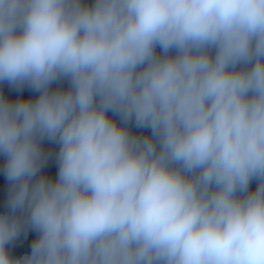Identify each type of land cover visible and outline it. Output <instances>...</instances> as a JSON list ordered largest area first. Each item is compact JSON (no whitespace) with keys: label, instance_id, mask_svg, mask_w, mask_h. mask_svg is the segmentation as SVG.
I'll list each match as a JSON object with an SVG mask.
<instances>
[{"label":"clouds","instance_id":"clouds-1","mask_svg":"<svg viewBox=\"0 0 264 264\" xmlns=\"http://www.w3.org/2000/svg\"><path fill=\"white\" fill-rule=\"evenodd\" d=\"M0 85V264H264V0H0Z\"/></svg>","mask_w":264,"mask_h":264},{"label":"trees","instance_id":"trees-1","mask_svg":"<svg viewBox=\"0 0 264 264\" xmlns=\"http://www.w3.org/2000/svg\"><path fill=\"white\" fill-rule=\"evenodd\" d=\"M66 87V84L64 85ZM0 91L4 92L10 97L24 96V97H35V93L30 92L29 90H25L21 93H16L11 91L7 85H0ZM133 131H139L133 128ZM46 147H49L47 143ZM3 164V157H0V166ZM46 172L51 174H55L56 168L54 164H50L48 168L45 169ZM251 189H255L256 182L253 181L250 185ZM7 196V182L4 179L3 175L0 174V214H4L6 212V208L4 207ZM35 234L31 231L28 233L27 237L22 236L18 241L14 242L11 245L6 246L10 255L13 258H19L22 255L28 254L30 252V242L34 238Z\"/></svg>","mask_w":264,"mask_h":264}]
</instances>
